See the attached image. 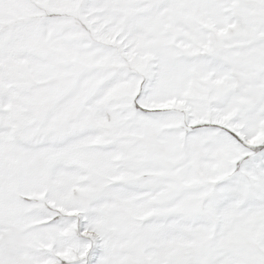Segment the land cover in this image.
<instances>
[{
  "label": "snow or ice",
  "instance_id": "6c2138e0",
  "mask_svg": "<svg viewBox=\"0 0 264 264\" xmlns=\"http://www.w3.org/2000/svg\"><path fill=\"white\" fill-rule=\"evenodd\" d=\"M0 264H264V0H0Z\"/></svg>",
  "mask_w": 264,
  "mask_h": 264
}]
</instances>
